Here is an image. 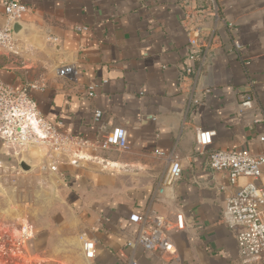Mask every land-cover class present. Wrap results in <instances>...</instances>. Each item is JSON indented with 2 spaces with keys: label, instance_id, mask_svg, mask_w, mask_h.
I'll return each instance as SVG.
<instances>
[{
  "label": "crops",
  "instance_id": "0c3cea01",
  "mask_svg": "<svg viewBox=\"0 0 264 264\" xmlns=\"http://www.w3.org/2000/svg\"><path fill=\"white\" fill-rule=\"evenodd\" d=\"M12 1L27 11L15 35L17 54L0 50V81L15 90L42 86L29 97L63 134L94 140L95 110L102 112L101 130L127 132L124 151L52 165L60 211L32 228L23 246L28 256L60 259L64 231L73 230L96 246L87 260L77 242L76 264H241L234 232L220 220L236 187L210 169L207 156L264 154V0H216L218 19L202 15L209 0ZM194 28L202 43L196 47L188 41ZM68 64L77 73L59 78L57 68ZM102 82L89 99L87 86ZM246 98L250 108L241 106ZM197 130L214 133L210 145L196 144ZM170 154L181 158L182 174L161 197ZM19 162L0 141V169ZM152 213L171 221L183 216L169 257L126 245L138 231L129 216Z\"/></svg>",
  "mask_w": 264,
  "mask_h": 264
},
{
  "label": "built area",
  "instance_id": "2783aa9c",
  "mask_svg": "<svg viewBox=\"0 0 264 264\" xmlns=\"http://www.w3.org/2000/svg\"><path fill=\"white\" fill-rule=\"evenodd\" d=\"M216 6V0H209L208 7L202 15L218 19ZM0 7L4 16V24L0 27V50L16 55L18 51L13 26L22 19L27 8L12 0L0 2ZM191 35L188 40L190 46L196 47L202 44L198 38V28L192 29ZM56 40L52 38L53 42ZM76 73L74 65L71 64L62 65L56 71L59 78ZM105 83L87 86L85 95L89 99L95 98ZM33 89L42 90V86L30 84L15 90L11 85L0 81V141L13 149L20 160L28 157L25 154L28 153L29 144L44 148L43 157L50 159L48 166L52 170H55V166L52 165L58 160H66L71 165H78L90 158L93 153L109 150L121 152L127 148V132L123 127L116 126L109 130H101L100 110H95L93 115V125L99 130L94 140L63 134L59 130L60 123L47 122L36 103L29 97V91ZM241 106L250 108L252 102L246 98ZM213 135V132L197 130L195 142L198 146H208ZM157 155L162 154L157 153ZM31 157L33 156L30 155V159ZM207 159L213 172L225 173L230 185L236 187L234 193L225 200L220 220L234 232L241 264H264V186L259 184L264 154H252L241 150H216L211 151ZM33 160H37V166H40V160L36 157ZM166 163L157 190L158 196L161 197L166 195L182 174L181 158L170 154L166 156ZM240 179L246 181L240 184ZM128 220L138 225V231L126 242V245L131 249L141 248L148 255L158 254L169 257L173 254L172 234L184 228L181 213L176 214L173 221L156 213L144 216L132 214ZM28 230L30 233L28 238H30L32 227L29 226ZM20 239L22 240L21 237ZM25 241L22 240L21 244L24 245ZM95 250L94 240L82 239L81 251L85 259L93 260Z\"/></svg>",
  "mask_w": 264,
  "mask_h": 264
},
{
  "label": "rangeland",
  "instance_id": "374dc122",
  "mask_svg": "<svg viewBox=\"0 0 264 264\" xmlns=\"http://www.w3.org/2000/svg\"><path fill=\"white\" fill-rule=\"evenodd\" d=\"M40 149V157L39 153L33 154L34 147L25 154L40 160V166L29 172L21 171L19 166L0 169V264H76V243L80 238L73 230L64 231L66 236L61 241L64 256L60 259L31 258L21 244L24 241L20 232L22 227L43 226L54 221L60 211L56 182L48 168L50 159H42L44 155Z\"/></svg>",
  "mask_w": 264,
  "mask_h": 264
},
{
  "label": "water",
  "instance_id": "95a60500",
  "mask_svg": "<svg viewBox=\"0 0 264 264\" xmlns=\"http://www.w3.org/2000/svg\"><path fill=\"white\" fill-rule=\"evenodd\" d=\"M21 26L22 24L20 22H17L16 24H14L13 26L14 35H18V33L21 31ZM37 165H38L37 160H33L30 158H22L18 164L20 170L23 172H29Z\"/></svg>",
  "mask_w": 264,
  "mask_h": 264
},
{
  "label": "bare ground",
  "instance_id": "6f19581e",
  "mask_svg": "<svg viewBox=\"0 0 264 264\" xmlns=\"http://www.w3.org/2000/svg\"><path fill=\"white\" fill-rule=\"evenodd\" d=\"M33 147L36 148V150H35L34 153L33 152L32 153L34 155L36 153H39L38 156L40 157L41 156L40 154H42V153H40L41 152V149L40 148H42L43 152H44V148L42 146H40V145L32 146L31 144H29L28 147H27L28 153H29L30 148H33ZM43 158L44 157L42 156V159ZM28 229H29V227L28 226H25V227H22V230L20 231L21 232V235H22V238L24 239V241L26 240V238H28L30 236V233H29V230ZM31 236H32V232H31Z\"/></svg>",
  "mask_w": 264,
  "mask_h": 264
}]
</instances>
